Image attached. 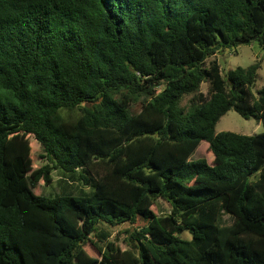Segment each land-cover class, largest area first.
Listing matches in <instances>:
<instances>
[{"label":"trees","instance_id":"obj_1","mask_svg":"<svg viewBox=\"0 0 264 264\" xmlns=\"http://www.w3.org/2000/svg\"><path fill=\"white\" fill-rule=\"evenodd\" d=\"M253 44L264 0H0V264H264V131L216 133L230 111L264 128L260 66L206 65ZM140 217L135 254L101 228Z\"/></svg>","mask_w":264,"mask_h":264},{"label":"rangeland","instance_id":"obj_2","mask_svg":"<svg viewBox=\"0 0 264 264\" xmlns=\"http://www.w3.org/2000/svg\"><path fill=\"white\" fill-rule=\"evenodd\" d=\"M220 58L226 64L223 69V76L227 75L230 71L235 70L236 68H249L253 65H259L260 69L258 70L257 82L253 89L254 94H257L259 90L264 87V49H262L257 44L249 45V46H240L233 51H226L221 54H217L214 57H211L206 62V65L209 64L214 59ZM203 94L208 95L209 84L204 83L201 86L200 90ZM191 96H186L181 106L189 109ZM133 112H139L141 110V102L132 106ZM80 115V112H63V116L68 120H75ZM264 131L263 125L258 120L252 118L250 120H246L242 118L235 111L228 112L218 123L216 127V133L221 132H231L238 135L251 136L255 134H261ZM30 145L32 147V166L34 169H39L47 163L46 160L41 159L40 155L42 153L40 145L37 143L33 136L28 137ZM209 145L206 142H202L198 149L193 154L191 160H199V159H209L210 156L208 154ZM53 183L50 186L38 185L35 189V193L37 195L45 196V197H55L62 193V180L64 179L60 173V171H53L52 173ZM73 187H77V184H73ZM81 187V186H78ZM153 211L157 215H167L170 213L171 208L170 205L159 198L156 200L155 205L153 206ZM224 221L226 225L232 224V220L228 217H224ZM147 224V221L143 218H138L134 223H125L116 227H108L106 225L101 226V228L108 230L111 232L110 241L114 242L116 246L120 247L124 253L135 254V250L130 243L131 234L134 231H139L141 227H144ZM183 238L190 239L191 236L188 233L183 234ZM93 241H97L94 240ZM87 253L93 258H99L98 250L89 243L86 246Z\"/></svg>","mask_w":264,"mask_h":264},{"label":"water","instance_id":"obj_3","mask_svg":"<svg viewBox=\"0 0 264 264\" xmlns=\"http://www.w3.org/2000/svg\"><path fill=\"white\" fill-rule=\"evenodd\" d=\"M220 63H221V65H222V68L224 69V68H225V66H226V64L224 63V61H223V60H220Z\"/></svg>","mask_w":264,"mask_h":264}]
</instances>
